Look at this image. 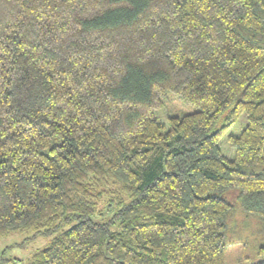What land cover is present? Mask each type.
<instances>
[{
    "label": "trees",
    "instance_id": "16d2710c",
    "mask_svg": "<svg viewBox=\"0 0 264 264\" xmlns=\"http://www.w3.org/2000/svg\"><path fill=\"white\" fill-rule=\"evenodd\" d=\"M253 223L264 264V0H0V238L54 234L14 264H225Z\"/></svg>",
    "mask_w": 264,
    "mask_h": 264
},
{
    "label": "rangeland",
    "instance_id": "374dc122",
    "mask_svg": "<svg viewBox=\"0 0 264 264\" xmlns=\"http://www.w3.org/2000/svg\"><path fill=\"white\" fill-rule=\"evenodd\" d=\"M194 107L182 104L171 99L166 102L162 110L158 112L159 119L165 123L167 115L182 116L192 113ZM246 118L242 115L231 127L228 134H239L246 126ZM222 152L228 158H232L234 150L228 146L226 139L220 143ZM255 223V222H254ZM248 225L245 238L242 242L228 245L225 252V264H249L255 253L260 237L256 235L255 224ZM54 235V234H53ZM50 234H34L33 231L13 232L0 238V262L2 264H14L13 262L24 261L36 251L44 248L53 237Z\"/></svg>",
    "mask_w": 264,
    "mask_h": 264
}]
</instances>
